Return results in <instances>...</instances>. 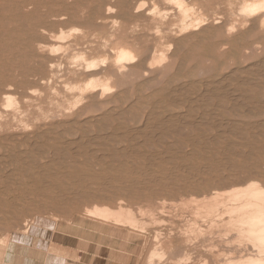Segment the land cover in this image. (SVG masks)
<instances>
[{
  "label": "rangeland",
  "instance_id": "rangeland-1",
  "mask_svg": "<svg viewBox=\"0 0 264 264\" xmlns=\"http://www.w3.org/2000/svg\"><path fill=\"white\" fill-rule=\"evenodd\" d=\"M168 1L169 0H122L121 3L117 5V8L115 9L114 13L110 15H106L105 9L104 8L99 9L98 7L101 4L108 5V3L111 2V0H101V1L100 0H40L39 2L41 3L40 11L42 14L49 13L50 15L51 14L62 15L66 13L74 14V12H78L80 13V15L83 14L81 15L83 16V18L80 19L79 17L81 16H79L78 17L79 19H74L71 21L68 20L67 23L65 22L62 24H55V23L49 24L45 28L46 30H44L43 32L42 29L36 32L37 36H40L39 40H35L37 42H34L33 40L32 41L27 40L26 37L24 36L25 34L23 33H19V34L7 33V35L6 34L0 35V78L3 81V82L0 81V88L13 87L15 84L18 85V89H16V87H13L15 89V93L13 94V97L16 99V104H17L16 117L17 119H19L20 121L24 122L29 126L28 127L29 130L26 131L24 134H21V136L18 135L15 136L14 131H11L9 133L6 132L0 133V156H1L0 157V203H2L0 210V264H147V260H148L147 257L148 254L151 253L150 251L161 248L157 246L159 244L158 242L159 239L156 238L158 233L160 234V239L162 241L165 238L169 237L170 235H171L170 238H175L179 233L178 229L180 227H183L185 222L184 220L190 217V214L188 212L187 214H185L186 215L185 217L187 218L180 219V217L179 218L177 217V210L178 207L180 206V204H178L179 202L185 199H191L195 197L198 199L199 198L202 199L203 197H210V194H212L213 192L214 193L225 192L235 187L245 186L247 183L250 182H257L260 183L261 185H264V132H263L264 125H262L264 124V103H262L264 101V95H263L264 78L261 77L262 79L261 80L258 78L259 76L257 75L254 76V75L246 74L245 72L250 67L248 65L249 63L243 62L241 59L234 58L231 55L225 57V59H223V63H220L219 65H215V63H213L212 60L211 61L208 60V58L203 62V64L200 61L191 62V54H192L191 45L193 44L192 42H189L190 45L189 46L187 45L186 48L185 47L181 48V50L178 53L177 52L175 53V51L173 50L169 52L168 56H171L175 60L176 65L172 70H170L167 73V75H161L159 73L156 75L151 74L146 79L141 78L137 81L125 82V85L122 86L121 88H116L117 84H115L116 79L114 78V82L112 83V85L113 87H115V91L112 95H110L111 97L110 99L113 100H111V102L108 105L104 107L103 105L91 106L90 101H86V102L83 101L78 107V109L74 112L75 114L74 116H70L69 114H66V110L69 108L70 105H71L70 107H72V104L75 102L74 99L78 96L79 93V91L72 92L73 90L71 89L72 90L71 91L69 87L74 88L73 86H77V85L82 86L88 81L84 76L81 75L75 77H71L68 75L67 72L68 63L73 62V57L75 56V54L83 56V58L88 60L94 58H108L110 59V61H112L115 57L116 50L120 47H124L132 50L136 56H141L148 48H151L153 50L155 46V44L153 43L154 38L152 36V31L150 29H153L156 26V23H158V26H160V30H161V36L159 37H165V39L162 40L164 46H156L157 49L155 50L158 51L167 50L171 44V39L170 37H168L170 36V34L166 32L168 27H171L170 29L176 31L177 33L176 36H178L179 38L181 37L179 35V32H177L179 30L180 25L182 24V23L180 24L179 22L182 19L181 17H183L181 16L182 14L180 12V8L177 9L180 4L182 5L184 4L183 6H185L189 10H190L189 7H191V11L189 12L187 17L188 19L183 17V19H185L188 22H193L199 18L206 19L213 12H217L219 17L221 18L223 17L222 19L225 22L232 20L231 22L236 21V23L239 24L244 22L245 20H250L246 16L240 15L242 12L239 11V9H242L243 7L242 5H244V3L247 1L257 2L259 0H228V1L227 0H183V1L172 0L171 1L170 0V2ZM144 3H146L145 6ZM240 5L242 7H239ZM127 6H129L128 9L129 14H127V16H125L124 18L122 16H119V12L121 13V11L126 9ZM138 6L140 8H142L143 6L144 7L140 9L138 8ZM153 9L155 10V12L153 11ZM137 10L141 12H138ZM147 10L149 11V13H147ZM14 12H15V8L13 7L11 8V13L13 14ZM152 13H154V17L156 18V20H154ZM158 14L159 15L161 14L160 17ZM151 18L153 19L151 20ZM255 19L257 18L255 17ZM2 20L6 21L5 17L2 16V13H0V21ZM49 20L51 19L49 18L48 21ZM5 23L7 29L15 30L14 24H12L9 21H6ZM72 28L73 31H70L72 30ZM77 30L78 32H76ZM61 32L64 34V37H66L65 41L48 39V37L50 36H56V35L61 36L62 34ZM200 32L201 31H190L186 34H183L182 37H185L187 35L192 36ZM14 33H16V31ZM60 36H56V37H60ZM67 36H70V38H67ZM203 40L205 39H201V40L199 39L198 41H203ZM39 42L43 43L45 47H47L45 53H39V51L37 50L36 46L38 45ZM52 44L54 48H56L57 46V48L59 49L57 52L59 53H57L56 51L55 52L57 54L55 52L53 55L52 53H49L51 48H53V47L50 48ZM260 44L261 45L264 44V39L261 41ZM151 53L147 56V59L144 61L143 69H147L144 66H147V64L150 62V59L152 57ZM44 55L46 57H44ZM37 61L39 63L36 64ZM53 63L57 66L55 69L56 77L52 81L50 78L52 77L51 76L52 73L50 71V64ZM233 72H234L233 77L235 78L231 77L230 80L229 76H232ZM236 72H238L239 76H237ZM107 75L110 76V74ZM228 78L230 80L229 82H227ZM41 79H48V81H51L50 85L43 86L41 84L42 81ZM220 79L223 81H221ZM247 79L248 80L252 79L251 82L253 81V83H257L256 85H259L260 88L254 86V88H252L251 91H249L250 93L249 92L246 93V95H248L246 97L249 98L246 99L242 98L243 100L238 99L239 101H236V99L240 95L236 89V87L239 84L238 82L241 81L243 82L246 81ZM192 81L197 82V84H195ZM211 81L212 82L218 81L217 83L222 82L223 83L222 86L223 87L226 86L225 89L223 88V90L232 93L229 94L227 98L226 97L215 98L213 103H207L206 100L204 102V99H206V97L204 98L206 91L205 84L208 85L210 84ZM198 82L201 84H199ZM64 85H66V87ZM182 85L184 86L183 89L181 87ZM230 88L233 89L230 90ZM254 89H256V91ZM172 90L173 92H171ZM184 90L188 91L186 95H184L185 93ZM189 91L191 92L193 91V92L190 93ZM174 95H176V97H174ZM200 97H203L204 99ZM170 99L173 100L175 99V100L171 101ZM197 99L200 102H197ZM2 100L3 97L0 96V112H1L0 118L6 119V117L9 114H13L14 108L3 107ZM169 101L173 102V104H171V102ZM175 102L177 105H175ZM180 102H182L183 105L178 104ZM250 102H252L253 104ZM256 102L257 103L259 102V104H257ZM217 103L220 104L222 107ZM211 105L216 107H213ZM244 105H247L248 107ZM198 107H200L201 110ZM223 107L226 108L224 109ZM58 111H60V113ZM226 111H228V114ZM181 112H183L182 113L183 115L181 114ZM212 112H214V114L215 113L218 114L213 115ZM234 113L235 114L238 113V114L235 115ZM59 114H62L64 116L54 119H47V118H51V116H57ZM152 114H156V115L152 116ZM206 114L208 116H206L205 118L206 120H204ZM209 114H211V116ZM122 115L123 117H121ZM169 115L175 120H179V117L180 120L182 119L186 120L187 117L184 118V116L188 115L187 120L188 122H190L189 120L192 118L191 119L192 123L187 122V125L185 126L179 125L181 133L178 132L180 133L178 135L176 134L177 132L173 131L176 128L174 124L168 125L165 129L162 128L157 131L155 130L156 131V133L154 132L155 134L157 133L158 135L162 134L158 140H156V138L147 140V138L145 139V137L141 135V131L145 129V127L147 126L145 122L149 123L152 121L151 118H153L157 122L161 120L164 122L163 123L161 121L159 122V124H165L166 120L171 119ZM9 117H11V115H9L8 118ZM96 119L97 121H95ZM144 119L145 120L148 119V120L145 121ZM193 120L195 121L193 122ZM227 120H229L228 122L230 123H227ZM204 121L205 122L207 121L206 124L204 123ZM221 121H223L222 122L223 124L224 123L228 124L231 127L225 124L223 125L222 123H220ZM259 121L260 122L262 121L261 124L259 123ZM77 122H79L80 124H78ZM211 122L213 125L211 124ZM200 123L201 125L202 124L204 125L201 126ZM238 124L240 125L241 128L243 127L245 129L238 128L239 126ZM140 125L141 126L143 125L144 127L143 126L141 127ZM112 126L114 128H112ZM219 126H221V128ZM226 126L228 127L229 130L227 129ZM250 126H253V128L255 126L256 127L254 129L253 128L251 129ZM127 127H129V129ZM194 127L195 130L193 129ZM199 127H201V130ZM206 127L207 129H209V132L206 129ZM124 128L127 129L125 130ZM197 129L199 130L197 131ZM129 130L131 132L130 134H129ZM184 130L187 135L184 133ZM225 130H227V133L222 134V132H226ZM234 130L235 132H231ZM168 131H170L169 134L167 133ZM190 131L192 133H190ZM257 131L259 132L257 133ZM110 133L115 136L111 135ZM182 133H184L185 136H183ZM249 133H251L252 135ZM132 134L133 135L135 134L136 139L139 137L140 140L139 139L136 140ZM168 135H170L171 137ZM112 136H113V142L111 140ZM130 136L134 137V139L132 137L130 138ZM39 137L42 139H40ZM123 138L125 139V141H123L124 140ZM241 138H243V140ZM74 139L77 140L78 142L75 141ZM200 139L203 141L201 142L203 144H199V146H197L198 144H195L194 142ZM86 140L90 141V143L88 144ZM64 141H66L67 143ZM73 141L76 143H74ZM71 142L73 143V145L71 144ZM79 142H81V144H79ZM85 143L88 145L89 148ZM102 143H104V145ZM130 143L136 145L132 147L131 146L132 144ZM137 143L138 144L141 143V144L138 145ZM168 143L170 145H168ZM171 143L174 147L171 146ZM34 144H36V146H38L40 149H37L38 147H34L33 146ZM106 144L107 145L111 144V146L110 145L107 146ZM41 145L43 147H41ZM83 145H86L87 148ZM70 146H72V148ZM178 146L180 147V150ZM234 146L236 148H233ZM196 147H199L200 150L199 148ZM74 148L76 149V151ZM34 149L36 152L34 151ZM41 149L42 152H40ZM113 149L114 150L117 149V150L114 151ZM233 149L235 150V152L232 151ZM77 150L78 153H76ZM236 150H238V152ZM242 150L244 152H242ZM123 151L127 152V154ZM88 152L91 153L87 154ZM98 152L100 154H98ZM113 152H115L116 154ZM231 152H233V155L237 159H239L238 163H240V165H246V166L252 165L251 167H254L255 169L249 170V168L245 167L243 171H239L238 173L236 172L231 173L229 171H226L224 172L225 173L224 175L221 174L220 176H212L213 178L210 176L208 178L209 181L207 182L209 183V185L207 186V188L204 189L202 188L203 192L198 194L197 192L190 191L187 188H189V186L195 187L197 185L203 187V185L201 184V182L203 181L201 180L192 182L193 184L191 183V185H189L188 181L186 180H180L179 182L181 181L183 182L177 184L179 186H175L172 188H164V186L161 185L163 179L164 181H166L174 177V179L177 178V180H179L181 174L184 175L183 172L177 170L178 169L177 167L179 166H190V165L211 163L215 159L216 160L214 162H218V161L220 162L223 158L227 157V153H231ZM79 154L80 156H78ZM94 155L96 159L94 158ZM111 155L112 157H110ZM121 155L124 156L125 158L124 160ZM63 156H66L67 159ZM113 156L115 157L114 158L115 160L120 162L115 161L113 159ZM118 157L120 158L119 160ZM102 158L104 159V161ZM174 158L176 159L174 160ZM68 159L70 160L69 162ZM154 161L157 163H155ZM168 161L171 162V165ZM172 161H173V165H175L176 167L172 165ZM58 163H60V165H58ZM226 175L228 178H226ZM87 176L91 178H87ZM97 176L99 178H97ZM153 178L155 179L154 182H153ZM150 179L152 180V182ZM232 179L234 180V182ZM111 180L114 181L112 182ZM224 180H225V184H224ZM75 182L77 184H75ZM129 183L133 185L135 184V186L130 185ZM104 185L106 186L104 187ZM107 187L110 189H107ZM117 187L119 188V190L117 189ZM100 189L103 191L99 192L101 191ZM73 190L78 194L73 193ZM157 190L159 191L156 192ZM80 193L82 194L80 195ZM86 193L88 194L86 195ZM89 193L92 194L91 196L93 197V199L89 195ZM128 194L129 196H127ZM156 194H158L159 197ZM74 195H78V197L80 196V198H77V196ZM120 200L123 202V204L120 206H123L124 208H131L136 218L139 220L142 219V216L139 217L140 209H145V208L152 209L153 207L154 212L155 211L156 212L155 214L154 213L152 214L154 215V217L155 215L157 216L155 217L156 219L153 218L155 220H153L152 222L151 221L152 218H151V220L149 221L148 220L149 218L147 217L148 215H145L146 217L140 220V221L144 220L143 222L147 223L148 227L150 226L151 228L149 227L147 231L141 232V231L133 230L129 227L119 226V225H114L112 223L104 222L98 218L89 216L86 212L87 210H91L96 206L101 207L102 205L104 207L117 209L119 207L118 205L120 204V203L117 204V202L118 201L120 202ZM162 201L164 203L165 202L167 203L164 204ZM159 203L160 204L162 203L161 205H167V206L161 207ZM172 203L174 204L176 203L175 204L176 207L173 206L174 204ZM155 206L156 208H154ZM136 207L137 208L141 207V208H139L138 210ZM170 207H172L173 210H170L172 209ZM165 208L166 209L170 208V209L165 210ZM159 209L161 210L164 209L169 213L167 214L163 212L162 214L161 210ZM175 209L176 211L173 214ZM165 214L167 215L165 216ZM171 214H173L172 215L173 217L171 216ZM141 215L143 214L141 213ZM174 215L176 217H174ZM154 221L158 223H156L155 225ZM24 222L26 223L25 225ZM149 222H152L154 224L150 225ZM160 222L162 223V225L160 224ZM118 234L120 235V239ZM226 240L227 239L224 240L220 239V241H222L221 244L225 245ZM174 241L175 242L173 243V247H175L176 244L178 243L176 239ZM210 242L217 244L215 242V238L214 239L209 238L207 244H209ZM165 250L166 252L169 253L171 249L166 248ZM222 258L223 257H220V259ZM222 260L225 261V258H223Z\"/></svg>",
  "mask_w": 264,
  "mask_h": 264
},
{
  "label": "bare ground",
  "instance_id": "bare-ground-1",
  "mask_svg": "<svg viewBox=\"0 0 264 264\" xmlns=\"http://www.w3.org/2000/svg\"><path fill=\"white\" fill-rule=\"evenodd\" d=\"M101 1V0H100ZM122 0H111L110 3H108V5L105 4H101L98 8L99 9H105V13L106 15H110L112 13L115 12V9L117 8V5L121 3ZM172 1V0H171ZM183 1V0H182ZM228 1V0H227ZM40 0H0V13H2V16L5 17L6 21L11 22L12 24L15 25L14 29L15 30H9L6 27V21L2 20L0 21V35L1 34H6L10 33V34H19V33H23L25 34L24 36L26 37L27 40L29 41H34L37 42L35 40H39L40 36H37L36 32L39 31L40 29H42V32L44 30H46L45 28L49 25V24H62V23H67L68 20H74V19H82L83 14L80 15V13L78 12H74V14H62V15H50L49 13L47 14H42L40 9H41V3H39ZM142 2V1H141ZM164 2V1H163ZM166 2V1H165ZM170 2V0L168 1ZM177 2V1H176ZM181 2V1H180ZM245 2V1H244ZM167 3V2H166ZM182 3V2H181ZM228 3V2H227ZM139 4V3H138ZM143 4V3H142ZM169 4V3H168ZM243 4V2H242ZM241 4V5H242ZM141 5V4H140ZM139 5V6H140ZM146 5V3H144V6ZM184 5V4H183ZM182 4L179 5V7L177 9L180 8V12H181V16H183L184 18L188 17L189 12L191 11V7L190 10L188 8H186L185 6H183ZM239 7H242V9H239V11H241L242 13L240 14L241 16H246L248 19L250 20H245L242 23L237 24L236 21L235 22H225L221 17H219L217 12H213L208 18L206 19H197L193 22H188L185 19H183V17H181L182 19L180 20V27L179 30L177 32H179V35L181 36L180 38L177 35L176 31L173 29H170L171 27H168L166 32L168 34H170V39H171V44L168 47L167 50H155L157 49L156 46H164V44L162 43V40L165 39V37H159L161 36V30H160V26H158V23H156V26L153 29H150L152 31V36L154 38V48L153 50L151 48H148L141 56H136L134 54V52L128 48H124V47H120L116 50V54L115 57L112 61H110V59L108 58H94L91 60L85 59L83 58V56L80 55H76L73 57V62H69L68 63V68H67V72L68 75L71 77H75V76H84L88 81L82 85V86H73L69 87V89L74 92V91H79L78 96L74 99V103L72 104V107L69 106V108L66 110V114H69L70 116H74V112L78 109V107L80 106V104L84 101H90L91 102V106L94 105H98V106H106L108 105L111 100L110 99V95H112L115 91V87H113L112 83L114 82V78L115 80V84H117L116 88H121L122 86L125 85V82H133V81H137L139 79H146L148 76H150L151 74H161V75H167V73L172 70L175 65L176 62L175 60L171 57L168 56L169 52H171L172 50L175 51V53L179 52L181 50V48L183 47H187V45L189 46L190 43L192 42L193 45H191V50H192V54H191V62H197L200 61L203 62L208 58V60H212L213 63H215V65H219L220 63H223V59H225V57H227L228 55L233 56L234 58H239L241 59L243 62L249 63L248 65L250 66L248 68V70L245 72L248 75H257L259 76L258 78L261 79L264 78V44L261 45V41L264 39V0H259L257 2H250L247 1L244 3V5ZM138 6V8H140ZM143 6V7H144ZM15 8V12L12 14L11 13V8ZM142 7V6H141ZM142 7V8H143ZM227 7V6H226ZM229 7V6H228ZM137 8V9H138ZM140 8V9H142ZM129 6L126 7V9L122 10L121 13L119 12V16H122L123 18L125 16H127V14H129ZM155 9V7H154ZM153 9V11L155 12V10ZM139 10V9H138ZM137 10V11H138ZM193 10V9H192ZM136 11V10H135ZM158 11V9H157ZM170 11V10H169ZM178 11V10H177ZM237 11V12H239ZM141 12V11H138ZM193 12V11H192ZM83 13V11H82ZM147 13H149V11L147 10ZM151 13V11H150ZM160 13V12H157ZM163 13V12H161ZM167 13V12H166ZM226 13V12H225ZM153 17H154V13ZM151 14V15H152ZM228 14V13H227ZM243 14V15H242ZM85 15V14H84ZM159 15V14H158ZM161 15V14H160ZM159 15V17H160ZM193 15V14H192ZM191 15V16H192ZM230 15V13H229ZM228 15V17H229ZM81 16V17H79ZM157 16V15H155ZM195 16V15H194ZM193 16V17H194ZM53 17V18H51ZM79 17V18H78ZM255 17L257 19H255ZM51 19L48 21V19ZM164 18V17H162ZM190 18V17H189ZM238 18V17H237ZM153 18H151L152 20ZM178 19V18H177ZM180 19V18H179ZM188 19V18H187ZM229 19V18H228ZM231 19V18H230ZM154 20H156V18L154 17ZM162 20V19H161ZM183 20V21H182ZM190 20V19H189ZM244 20V19H243ZM158 21V20H157ZM182 21V22H181ZM234 21V20H233ZM115 23V22H114ZM175 25V23H174ZM173 25V26H174ZM178 25V24H177ZM176 25V26H177ZM174 28V27H172ZM76 29V28H75ZM69 30V29H68ZM16 31V33H14ZM73 31V28L72 30ZM80 31V30H79ZM118 31V30H116ZM190 31H201L200 33L194 34L192 36H185L182 37L183 34H186ZM63 32V31H62ZM61 32V33H62ZM78 32V30L76 31ZM64 33V32H63ZM60 35H56V36H60V37H56V36H50L48 37L49 40H58V41H65L66 37H64V34ZM70 34V32H69ZM68 35V34H67ZM2 37V36H1ZM28 37V38H27ZM67 38H70V36H67ZM196 39H205L203 41H198ZM190 40V41H189ZM259 40V41H258ZM22 41V40H21ZM258 41V42H257ZM22 43V42H21ZM20 44V43H19ZM37 50L39 51V53H45L47 47H45V45L41 42L38 43V45L36 46ZM53 47V44L50 46V48ZM60 47V46H58ZM57 48V46H56ZM51 48L49 53H52V55L54 54V52L58 51L59 49L57 48ZM190 49V47H189ZM62 51V50H60ZM55 52V53H56ZM66 52V51H65ZM152 52V53H151ZM59 53V52H57ZM56 53V54H57ZM152 54V57L150 59V62L147 64L146 67L147 69H143V64L144 61L147 59V56L149 54ZM66 54V53H65ZM14 55V54H13ZM51 55V54H50ZM176 55V54H175ZM184 55V53H183ZM30 56V55H29ZM34 57V56H33ZM44 57H46L44 55ZM54 57V56H53ZM50 58V57H49ZM181 59V58H180ZM48 60V59H47ZM56 60V59H55ZM39 63L38 61L36 62V64ZM60 63V62H59ZM207 63V62H206ZM228 65V64H227ZM43 66V65H42ZM56 66L54 63L50 64V71L52 73V77L51 80L53 81L56 77ZM178 66V65H177ZM176 66V67H177ZM180 67V66H179ZM248 67V66H247ZM62 68V66H61ZM200 69V68H199ZM244 69V68H243ZM247 69V68H246ZM239 70V69H236ZM235 70V71H236ZM176 71V70H175ZM203 71V70H202ZM234 71V72H235ZM241 71V70H240ZM239 71V73H240ZM179 72V71H178ZM234 72L231 77L234 76ZM50 73V74H51ZM200 73V72H199ZM229 73V72H228ZM237 76H239L238 72ZM235 73V74H236ZM242 73V72H241ZM58 74V73H57ZM107 74H110L107 75ZM244 74V73H243ZM59 75V74H58ZM172 75V74H171ZM231 75V74H228ZM173 76V75H172ZM200 76V75H199ZM236 76V75H235ZM223 77V76H222ZM221 77V78H222ZM252 77V76H251ZM227 78V77H226ZM240 78V77H239ZM245 78V77H244ZM255 78V77H253ZM61 79V78H60ZM59 79V80H60ZM243 79V78H242ZM41 84L43 86H49L51 81H48V79H41ZM204 80V79H203ZM207 80V79H206ZM221 80V79H220ZM225 80V79H224ZM228 78V81H230ZM240 80V79H239ZM252 80V79H251ZM251 80H246V81H241L238 82V86L236 87L237 92H239V97L236 99V101H239L238 99H246L249 97H246L248 95H246L247 92L251 91L252 88L255 87H259V85H256L257 83H253V81L251 82ZM256 80V79H255ZM254 80V81H255ZM262 80V79H261ZM260 80V81H261ZM0 81H2V79L0 78ZM198 81V80H196ZM223 81V80H221ZM234 81V79H233ZM236 81V79H235ZM3 82V81H2ZM194 82V81H192ZM201 82V81H199ZM198 82V83H199ZM207 82V81H206ZM218 82V81H217ZM217 82H210V84L206 85L205 84V96L206 99H204V102L206 100L207 103H213V101L215 100V98H219V97H228L229 92L224 91L223 88L225 89V87H223V83H217ZM190 83V81H189ZM195 84H197V82H194ZM205 83V82H204ZM208 83V82H207ZM259 83V82H258ZM201 84V83H199ZM227 84V83H226ZM255 84V85H254ZM264 84V83H263ZM67 85V84H66ZM66 85H64L66 87ZM229 85V84H228ZM69 86V85H68ZM67 86V87H68ZM198 86V85H196ZM13 87H16V89H18V85L15 84ZM13 87H2L0 88V96L3 97V107L5 108H14V112L13 114H9L11 115V117L8 118V116L6 117V119L0 118V133L2 132H6L9 133L11 131L15 132V136H21V134H24L26 131H28V125L25 124L24 122L20 121L19 119H17V108H16V99L13 97V94L15 93V89ZM183 89V85L181 86ZM231 87V86H230ZM193 88V87H192ZM200 88V87H199ZM260 88V87H259ZM264 88V87H263ZM65 89V88H64ZM164 89V88H163ZM227 89V88H226ZM229 89V88H228ZM233 88H230V90ZM69 90V91H70ZM156 90V89H155ZM165 90V89H164ZM228 90V91H230ZM256 91V89H254ZM32 91V90H31ZM30 91V92H31ZM36 91V90H35ZM160 91V90H159ZM181 91V89H180ZM183 91V90H182ZM185 91V90H184ZM204 91V89H203ZM234 91V90H233ZM54 92V91H53ZM136 92V91H135ZM139 92V90H138ZM173 92V90L171 91ZM175 92V91H174ZM179 92V91H178ZM177 92V93H178ZM188 91H185L184 95H186ZM190 93H192L191 91H189ZM33 93V92H32ZM38 93V92H37ZM52 93V91H51ZM180 93V92H179ZM189 93V94H190ZM195 93V92H194ZM250 93V92H249ZM253 93V91H252ZM35 94V93H34ZM167 94V93H166ZM170 94V93H169ZM234 94V93H233ZM237 94V93H235ZM56 95V94H55ZM173 95V94H172ZM177 95V94H176ZM176 95H174V97H176ZM180 95V94H179ZM204 95V94H203ZM202 95V96H203ZM264 95V94H263ZM168 96V95H167ZM178 96V95H177ZM198 96V94H197ZM196 96V97H197ZM234 96V95H233ZM236 96V95H235ZM252 96V94H251ZM260 96V95H259ZM195 97V99H196ZM136 98V97H135ZM199 98V99H200ZM255 98V97H254ZM119 99V98H118ZM145 99V98H144ZM189 99V98H187ZM191 99V97H190ZM202 99V100H203ZM230 99V98H229ZM263 99V98H262ZM136 100V99H135ZM171 101L173 99H170ZM175 100V99H174ZM173 100V101H174ZM194 100V99H193ZM232 100V99H231ZM243 100V99H242ZM140 101V100H139ZM138 101V102H139ZM169 101V102H171ZM178 101V100H177ZM195 101V100H194ZM217 101V100H216ZM228 101V99H227ZM135 102V101H134ZM197 102L198 101L197 99ZM222 102V101H221ZM224 102V101H223ZM226 102V101H225ZM235 102V101H233ZM147 103V101H146ZM190 103V101H189ZM220 103V102H219ZM245 103V102H244ZM252 103V102H250ZM257 103V102H256ZM264 103V101L262 102ZM133 104V103H132ZM131 104V105H132ZM171 104H173V102H171ZM178 104H182V102L178 103ZM218 104V103H217ZM223 104V103H221ZM227 104V103H226ZM240 104V103H239ZM242 104V103H241ZM253 104V103H252ZM259 104V102L257 103ZM175 105L176 102H175ZM174 105V106H175ZM183 105V104H182ZM203 105V102H202ZM220 105V104H218ZM233 105V104H232ZM236 105V104H235ZM238 105V104H237ZM262 105V104H260ZM130 106V104H129ZM128 106V107H129ZM136 106V104H135ZM185 106V105H184ZM188 106V105H187ZM198 106V105H197ZM205 106V105H204ZM213 106V105H211ZM221 106V105H220ZM226 106V105H225ZM247 106V105H244ZM2 107V108H3ZM133 107V106H132ZM146 107V106H145ZM202 107V106H201ZM216 107V106H213ZM222 107V106H221ZM235 107V106H232ZM248 107V106H247ZM261 107V106H260ZM4 108V109H5ZM89 108V107H86ZM85 108V109H86ZM197 108V107H196ZM200 109V107H198ZM208 108V106H207ZM224 108V107H223ZM226 108V107H225ZM224 108V109H225ZM240 108V107H239ZM263 108V106H262ZM126 109V108H125ZM131 109V108H130ZM158 109V108H157ZM163 109V108H162ZM186 109V107H185ZM212 109V108H210ZM228 109V108H227ZM226 109V110H227ZM236 109V108H235ZM249 109V108H248ZM6 110V109H5ZM27 110V109H26ZM194 110V109H193ZM201 110V109H200ZM203 110V109H202ZM205 110V109H204ZM259 110V109H258ZM110 111V110H109ZM122 111V110H121ZM124 111V109H123ZM126 111V110H125ZM213 111V110H212ZM225 111V110H224ZM229 111V110H228ZM228 111L227 114H228ZM246 111V110H244ZM3 112V111H2ZM5 112V111H4ZM28 112V111H27ZM60 113V111H58ZM107 112V111H106ZM202 112V111H201ZM209 112V111H208ZM211 112V111H210ZM233 112V111H232ZM248 112V111H247ZM250 112V111H249ZM252 112V111H251ZM1 113V112H0ZM83 113V112H82ZM118 113V112H116ZM133 113V112H132ZM140 113V112H139ZM149 113V112H147ZM146 113V114H147ZM151 113V112H150ZM160 113V112H159ZM183 112H181L182 114ZM204 113V112H203ZM213 115H216L218 113L212 112ZM223 113V112H222ZM259 113V112H258ZM157 114V112H156ZM156 114H152V116L156 115ZM179 114V113H178ZM186 114V113H185ZM226 114V113H225ZM226 114V115H227ZM235 114V113H234ZM238 114V113H237ZM235 114V115H237ZM260 114V113H259ZM263 114V113H262ZM109 115V114H108ZM106 115V116H108ZM174 115V114H173ZM183 115V114H182ZM202 115V114H201ZM211 116V114H209ZM45 116V115H44ZM64 115L59 114L57 116H51V118H47V119H54V118H58V117H63ZM103 116V115H101ZM116 116V115H115ZM119 116V115H117ZM146 116V115H145ZM175 116V115H174ZM177 116V115H176ZM206 116H208L207 114L204 117V120H206ZM256 116V115H255ZM2 117V116H1ZM100 117V116H99ZM105 117V116H104ZM123 117V115L121 116ZM120 117V118H121ZM170 117V115H169ZM188 119V115L184 116V118ZM201 117V116H200ZM203 117V116H202ZM222 117V116H221ZM46 118V117H45ZM115 118V117H114ZM139 118V117H138ZM158 118V117H157ZM170 120H166L165 124H159V122L161 121H156L155 119L151 118L152 121L149 123H146L145 125V129H140L141 131V135L145 137V139L147 138V140L156 138V140L159 139V137H161V135L155 134L157 130H160L162 128H166L168 125H175L176 128L173 130L175 132H177L176 134H180V126H185L187 125L188 120L186 119H182L180 120H175L172 117H170ZM190 118V117H189ZM210 118V117H209ZM214 118V117H213ZM246 118V117H245ZM108 119V118H107ZM150 119V120H151ZM159 119V118H158ZM169 119V118H167ZM178 119V118H177ZM192 119V118H191ZM191 119L189 120L190 122L188 123H192ZM216 119V118H215ZM111 120V119H110ZM116 120V119H115ZM131 120V118H130ZM145 120V119H144ZM148 120V119H147ZM145 120V121H147ZM200 120V119H199ZM34 121V120H33ZM97 121V119L95 120ZM195 120H193L194 122ZM226 121V120H225ZM224 121V122H225ZM229 120H227V123ZM233 121V120H232ZM231 121V122H232ZM73 122V121H72ZM75 122V120H74ZM103 122V121H102ZM118 122V121H117ZM129 122V121H127ZM163 122V121H162ZM198 122V120H197ZM195 122V123H197ZM200 122V121H199ZM207 122V121H206ZM206 122L204 121V123L206 124ZM216 122V121H215ZM223 121H221L220 123H222ZM262 122V121H261ZM261 122L259 121V123L261 124ZM78 124H80L79 122H77ZM91 123V121H90ZM112 123V122H111ZM119 123V122H118ZM117 123V124H118ZM164 123V122H163ZM209 123V122H208ZM219 123V122H218ZM258 123V122H257ZM56 124V123H55ZM54 124V125H55ZM61 124V123H60ZM69 124V123H68ZM104 124V123H103ZM144 124V123H143ZM212 124V122H211ZM223 124V123H222ZM225 124V123H224ZM223 124V125H224ZM236 124V122H235ZM252 124V123H251ZM201 125V123H200ZM199 125V126H200ZM204 124H202L201 126H203ZM213 125V124H212ZM219 125V124H218ZM227 126H230L228 124H225ZM232 125V123H231ZM239 125V124H238ZM248 125V124H246ZM254 125V124H253ZM264 125V124H262ZM41 126V125H40ZM116 126V125H115ZM128 126V125H127ZM141 126V125H140ZM143 126V125H142ZM141 126V127H142ZM196 126V125H195ZM210 126V125H209ZM226 126V127H227ZM257 126V125H256ZM255 126V127H256ZM259 126V125H258ZM111 127V126H110ZM120 127V126H119ZM118 127V128H119ZM144 127V126H143ZM173 127V126H172ZM190 127V126H189ZM208 127V125H207ZM206 127V129H207ZM221 128V126H219ZM216 127V128H219ZM231 127V126H230ZM235 127V126H234ZM237 127V126H236ZM251 129L253 128V126H250ZM254 127V128H255ZM112 128H114L112 126ZM129 129V127H127ZM126 128V129H127ZM131 128V127H130ZM136 128V127H135ZM201 130V127H199ZM215 128V130H216ZM238 128H241L240 125L238 126ZM253 128V129H254ZM258 128V127H257ZM96 129V128H95ZM108 129V128H107ZM120 129V128H119ZM125 129V128H124ZM125 129V130H126ZM137 129V128H136ZM163 129V130H164ZM172 129V128H171ZM195 130V127L193 128ZM203 129V128H202ZM223 129V128H222ZM221 129V130H222ZM228 129V127H227ZM241 129H245V128H241ZM260 129V128H259ZM55 130V129H54ZM156 130V131H155ZM162 130V131H163ZM168 130V129H167ZM170 130V129H169ZM186 130V129H185ZM184 130V133L186 134ZM188 130V129H187ZM191 130V129H190ZM199 129H197L198 131ZM209 132V129H207ZM224 130V129H223ZM229 130V129H228ZM249 130V129H247ZM246 130V131H247ZM45 131V130H44ZM43 131V132H44ZM48 131V130H47ZM62 131V130H61ZM99 131V130H98ZM138 131V130H136ZM172 131V132H173ZM226 132H222V134L227 133V130H225ZM242 131V130H241ZM240 131V133H241ZM42 132V133H43ZM63 132V131H62ZM93 132V131H92ZM128 132V130H127ZM135 132V131H134ZM155 132V133H154ZM161 132V131H159ZM170 131H168L167 133L169 134ZM171 132V133H172ZM180 132V133H178ZM221 132V131H220ZM231 132H235L231 131ZM239 132V131H238ZM237 132V133H238ZM259 131H257L258 133ZM264 132V131H263ZM41 133V134H42ZM104 133V132H103ZM115 133V132H113ZM121 133V131H120ZM130 130H129V134H130ZM163 133V132H162ZM182 133L183 136H185V134ZM190 133H192L190 131ZM189 133V134H190ZM203 133V132H202ZM216 133V132H215ZM218 133V132H217ZM230 133V132H229ZM239 133V134H240ZM40 134V133H39ZM53 134V133H52ZM55 134V133H54ZM111 134V133H110ZM125 134V133H123ZM140 134V131H139ZM205 134V133H204ZM251 134V133H249ZM254 134V133H253ZM38 135V133H37ZM36 135V136H37ZM71 135V134H70ZM73 135V134H72ZM83 135V134H82ZM81 135V136H82ZM94 135V134H93ZM92 135V136H93ZM100 135V133H99ZM103 135V134H102ZM113 135V134H111ZM122 135V133H121ZM133 135V134H132ZM181 135V136H182ZM187 135V134H186ZM191 135V134H190ZM242 135V134H241ZM240 135V136H241ZM252 135V134H251ZM250 135V136H251ZM256 135V134H255ZM35 136V135H34ZM40 136V135H39ZM89 136V135H88ZM98 136V135H97ZM105 136V135H104ZM115 136V135H113ZM113 136H112V142H113ZM135 137V134L133 135ZM141 136V137H142ZM164 136V134H163ZM170 136V135H168ZM189 136V135H188ZM239 136V137H240ZM245 136V135H244ZM243 136V138H244ZM247 136V135H246ZM27 137V136H26ZM24 137V138H26ZM86 137V136H85ZM96 137V136H95ZM102 137V136H101ZM106 137V136H105ZM108 137V136H107ZM132 136H130L131 138ZM134 137H132L134 139ZM171 137V136H170ZM190 137V136H189ZM200 137V136H199ZM198 137V138H199ZM205 137V136H204ZM210 137V136H209ZM10 138V137H9ZM38 138V137H37ZM35 138V139H37ZM40 138V137H39ZM66 138V137H64ZM81 138V137H80ZM90 138V137H89ZM99 138V137H98ZM111 138V137H110ZM120 138V136H119ZM127 138V137H126ZM129 138V139H130ZM213 138V136H212ZM226 138V137H225ZM224 138V139H225ZM243 138H241L243 140ZM42 139V138H40ZM47 139V138H46ZM79 139V138H78ZM95 139V138H93ZM97 139V138H96ZM106 139V138H105ZM124 139V138H123ZM136 139V137H135ZM137 139L140 140V138L138 137ZM136 139V140H137ZM143 139V138H142ZM197 139V138H196ZM211 139V138H209ZM208 139V141H209ZM215 139V137H214ZM213 139V140H214ZM222 139V138H221ZM228 139V138H227ZM75 140V139H74ZM138 140V141H139ZM164 140V139H163ZM177 140V139H176ZM185 140V139H184ZM206 140V139H205ZM27 141V140H26ZM41 141V140H40ZM60 141V140H59ZM71 141V140H70ZM69 141V142H70ZM77 141V140H75ZM87 141V140H86ZM109 141V140H108ZM125 141V139L123 140ZM134 141V140H133ZM144 141V140H143ZM141 141V142H143ZM188 141V140H186ZM218 141V140H217ZM216 141V142H217ZM247 141V140H246ZM66 142V141H64ZM63 142V143H64ZM68 142V143H69ZM74 142V141H73ZM78 142V141H77ZM82 142V140H81ZM81 142H79V144H81ZM85 142V141H84ZM88 144L90 143V141H87ZM103 142V141H102ZM111 142V141H110ZM136 142V141H135ZM158 142V141H157ZM167 142V141H165ZM164 142V143H165ZM191 142V141H190ZM203 142L201 139L194 142L195 144H198L197 146H199V144H203L201 143ZM213 142V141H212ZM262 142V141H261ZM38 143V142H37ZM60 143V142H59ZM67 143V142H66ZM76 143V142H74ZM120 143V142H119ZM174 143V142H173ZM176 143V142H175ZM218 143V142H217ZM238 143V142H237ZM42 144V143H41ZM71 144L73 145V143L71 142ZM84 144V143H83ZM86 144V143H85ZM97 144V143H96ZM95 144V145H96ZM104 145V143H102ZM132 144V143H130ZM138 144V143H137ZM141 144V143H139ZM138 144V145H139ZM143 144V143H142ZM192 144V143H191ZM194 144V145H195ZM208 144V143H207ZM234 144V143H233ZM255 144V143H254ZM32 145V144H31ZM69 145V144H68ZM76 145V144H75ZM87 145V144H86ZM86 145H83L86 147ZM93 145V144H92ZM101 145V144H100ZM99 145V146H100ZM107 145V144H106ZM111 146V144H109ZM107 145V146H109ZM120 145V144H118ZM134 145L136 144H132L131 146L134 147ZM146 145V144H145ZM167 145V144H166ZM168 145H170L168 143ZM178 145V144H177ZM212 145V144H211ZM222 145V144H221ZM220 145V146H221ZM34 147H38L36 146V144L33 145ZM47 146V145H46ZM77 146V145H76ZM80 146V145H79ZM91 146V145H90ZM171 146L172 143H171ZM170 146V147H171ZM196 146V145H195ZM219 146V145H217ZM41 147H43L41 145ZM72 148V146H70ZM74 147V146H73ZM88 147V145H87ZM86 147V148H87ZM152 147V146H151ZM150 147V148H151ZM174 147V146H173ZM193 147V146H192ZM211 147V146H210ZM242 147V146H241ZM33 148V147H32ZM46 148V147H45ZM58 148V147H57ZM67 148V147H65ZM76 148V147H75ZM74 148V149H75ZM89 148V147H88ZM110 148V147H109ZM136 148V146H135ZM179 150L180 147L178 146ZM184 148V147H183ZM181 148V149H183ZM199 148V147H196ZM204 148V147H203ZM227 148V146H226ZM233 148H236L235 146ZM243 148V147H242ZM37 149H40L39 147ZM36 149V150H37ZM80 149V148H79ZM127 149V148H126ZM165 149V148H163ZM173 149V148H172ZM176 149V148H175ZM213 149V148H212ZM97 150V149H94ZM114 150V149H113ZM117 150V149H115ZM114 150V151H115ZM121 150V149H119ZM132 150V149H130ZM135 150V149H134ZM133 150V151H134ZM169 150V149H168ZM194 150V149H192ZM200 150V148H199ZM207 150V149H206ZM211 150V149H210ZM214 150V149H213ZM227 150V149H226ZM249 150V149H248ZM254 150V149H253ZM35 151V149H34ZM39 151V150H38ZM52 151V150H51ZM76 151V149H75ZM91 151V150H89ZM132 151V152H133ZM165 151V150H164ZM171 151V150H170ZM169 151V152H170ZM175 151V150H172ZM203 151V150H202ZM225 151V150H224ZM232 151L235 152V150L233 149ZM238 152V150H236ZM24 152V151H23ZM36 152V151H35ZM40 152H42V149L40 150ZM50 152V151H49ZM56 152V151H55ZM54 152V153H55ZM61 152V151H60ZM64 152V151H63ZM69 152V151H68ZM80 152V151H79ZM93 152V150H92ZM117 152V151H116ZM125 152V151H123ZM139 152V151H138ZM142 152V151H141ZM207 152V151H206ZM222 152V151H221ZM227 152V151H226ZM242 152H244L242 150ZM33 153V152H32ZM67 153V152H66ZM78 153V150L77 152ZM84 153V152H83ZM91 153V152H90ZM89 152L87 154H90ZM115 153V152H113ZM127 154V152H125ZM134 153V152H133ZM140 153V152H139ZM138 153V155H139ZM144 153V152H143ZM147 153V152H145ZM155 153V152H154ZM164 153V152H163ZM168 153V152H167ZM178 153V151H177ZM210 153V152H209ZM41 154V153H38ZM51 154V153H50ZM68 154V153H67ZM66 154V155H67ZM70 154V153H69ZM82 154V153H80ZM80 154L78 156H80ZM98 154H100L98 152ZM102 154V153H101ZM116 154V153H115ZM121 154V152H120ZM131 154V153H130ZM170 154V153H169ZM176 154V153H175ZM238 154V153H236ZM247 154V153H244ZM16 155V154H15ZM58 155V154H57ZM62 155V154H61ZM75 155V154H74ZM97 155V154H96ZM142 155V154H141ZM140 155V156H141ZM162 155V154H161ZM164 155V154H163ZM256 155V154H255ZM91 156V155H90ZM109 156V155H108ZM115 156V155H114ZM113 156V159L115 158ZM122 156V155H121ZM144 156V155H143ZM174 156V155H173ZM185 156V154H184ZM191 156V155H190ZM1 157V156H0ZM13 157V156H12ZM15 157V156H14ZM23 157V156H20ZM52 157V156H51ZM58 157V156H57ZM62 157V156H61ZM66 158V156H63ZM106 157V155H105ZM112 157V155L110 156ZM109 157V159H110ZM123 160L125 159L124 156ZM195 157V156H194ZM59 158V157H58ZM95 158V155H94ZM133 158V157H132ZM156 158V157H155ZM169 158V157H167ZM207 158V157H205ZM25 159V158H24ZM62 159V158H61ZM67 159V158H66ZM96 159V158H95ZM99 159V158H98ZM103 159V158H102ZM117 159V158H116ZM120 158L118 157V160ZM151 159V157H150ZM166 159V158H164ZM176 158H174L175 160ZM180 159V158H179ZM222 159V158H221ZM245 159V158H244ZM259 159V158H258ZM3 160V159H2ZM92 160V159H91ZM115 160V159H114ZM153 160V159H152ZM173 160V161H174ZM205 160V159H204ZM216 160V159H215ZM214 160V161H215ZM252 160V159H251ZM55 161V160H54ZM70 160L68 159V162ZM104 161V159H103ZM117 161V160H115ZM173 161H172V165H173ZM179 161V160H178ZM211 162V163H205V164H200V165H190V166H179L177 167L180 172H183V174H181L179 180H177V178L174 179L171 178L170 180H166L162 181V184L164 186V188H172L175 186H179L177 184L182 183L183 181L179 182L180 180H186L188 181L189 185H191L192 182H196L198 180H201L203 182H201V184L203 185V187L197 185L195 187H191L189 186V188H187L190 191H194L198 193H202L204 188H207V186L209 185V183H207L209 180L208 178L211 176H220L221 174H225L224 172L229 171V172H236L238 173L239 171H243L246 168L250 169H255L254 167L251 166H246V165H240L239 159H237L234 155L233 152L231 153H227V157L223 158L220 162ZM31 162V161H30ZM49 162V161H48ZM65 162V161H64ZM94 162V161H93ZM111 162V161H109ZM120 162V161H117ZM142 162V161H141ZM152 162V161H150ZM149 162V163H150ZM155 162V161H154ZM171 165V162L168 161ZM258 162V161H255ZM14 163V162H13ZM36 163V161H35ZM38 163V161H37ZM50 163V162H49ZM66 163V162H65ZM71 163V162H70ZM97 163V162H95ZM107 163V162H106ZM114 163V162H113ZM138 163V162H136ZM148 163V165H149ZM157 163V162H155ZM261 163V161H260ZM58 165H60V163H58ZM68 165V163H67ZM180 165V163H179ZM249 165V163H248ZM125 166V165H124ZM134 166V165H132ZM151 166V165H150ZM156 166V165H155ZM175 166V165H173ZM72 167V166H71ZM95 167V166H93ZM116 167V166H115ZM123 167V166H122ZM136 167V166H135ZM176 167V166H175ZM156 168V167H155ZM258 168V167H257ZM256 168V169H257ZM263 168V167H262ZM77 169V167H76ZM75 169V170H76ZM43 170V169H42ZM97 170V169H96ZM175 170V169H174ZM57 171V170H56ZM108 171V170H107ZM136 171V170H134ZM150 171V170H149ZM263 171V170H261ZM132 172V171H131ZM177 172V171H176ZM9 173V172H8ZM42 173V172H40ZM149 173V172H146ZM145 173V174H146ZM151 173V172H150ZM10 174V173H9ZM44 174V173H43ZM135 174V173H134ZM241 174V173H240ZM41 175V174H40ZM133 175V174H132ZM139 175V173H138ZM144 175V174H143ZM151 175V174H150ZM25 176V175H24ZM42 176V175H41ZM60 176V175H59ZM89 176V175H88ZM87 178H91L88 177ZM142 176V175H141ZM242 176V175H241ZM246 176V175H245ZM244 176V177H245ZM252 176V175H251ZM5 177V176H4ZM83 177V176H82ZM85 177V176H84ZM243 177V176H242ZM260 177V176H259ZM42 178V177H41ZM50 178V177H49ZM80 178V177H79ZM97 178H99L97 176ZM145 178V177H144ZM161 178V177H160ZM169 178V177H168ZM213 178V177H212ZM226 178L227 175H226ZM225 178V179H226ZM3 179V178H2ZM25 179V178H24ZM96 179V177H95ZM123 179V178H121ZM120 179V180H121ZM157 179V178H156ZM236 179V178H234ZM102 180V179H101ZM151 180V179H150ZM154 178H153V182H154ZM233 180V179H232ZM23 181V180H22ZM105 181V180H104ZM112 181V180H111ZM114 181V180H113ZM112 181V182H113ZM158 181V180H157ZM168 181V182H167ZM231 181V179H230ZM65 182V181H64ZM78 182V181H77ZM109 182V181H108ZM152 182V180H151ZM234 182V180H233ZM82 183V182H81ZM80 183V184H81ZM107 183V181H106ZM118 183V182H117ZM135 183V181H134ZM138 183V182H137ZM157 183V182H156ZM187 183V184H188ZM239 183V182H238ZM32 184V183H31ZM75 184H77L75 182ZM130 184V183H129ZM186 184V185H187ZM193 184V183H192ZM216 184V183H215ZM224 184H225V180H224ZM241 184V183H240ZM46 185V184H45ZM90 185V184H88ZM87 185V186H88ZM119 185V184H118ZM123 185V184H122ZM133 185V184H130ZM145 185V184H144ZM103 186V184H102ZM106 185H104L105 187ZM110 186V185H109ZM108 186V187H109ZM135 186V184L133 185ZM162 186V187H163ZM235 186V185H234ZM94 187V186H93ZM107 189H110L108 188ZM129 187V186H128ZM217 187V186H216ZM222 187V186H221ZM232 187V186H231ZM113 188V187H112ZM115 188V187H114ZM132 188V187H131ZM182 188V187H181ZM203 188V189H202ZM209 188V187H208ZM224 188V186H223ZM26 189V188H25ZM57 189V188H56ZM117 189L119 190V188L117 187ZM144 189V188H143ZM142 189V190H143ZM211 189V188H210ZM62 190V189H61ZM95 190V189H94ZM101 190V189H100ZM116 190V189H113ZM131 190V189H130ZM139 190V189H138ZM141 190V189H140ZM209 190V189H208ZM70 191V190H69ZM68 191V192H69ZM103 190L99 191L102 192ZM154 191V190H153ZM159 190H157L156 192H158ZM213 191V190H212ZM36 192V191H35ZM81 192V191H80ZM151 192V191H150ZM161 192V191H160ZM61 193V192H59ZM73 193L78 194L77 192H75L73 190ZM105 193V192H103ZM107 193V192H106ZM128 193V191H127ZM154 193V192H153ZM214 193V192H213ZM210 194V197H203L201 198H191V199H185L182 200L181 202H179L178 204H180V206L178 207L177 210V217L180 219H184L187 218L185 217L187 214V212L190 214V219H186L184 220V225L183 227H180L178 229L179 233L177 234V236L175 238H170L171 235L167 238H165L163 241L160 239V234L158 233L157 235V239L159 244L157 245L158 247H161L160 249H154L152 251H150L151 253L148 254L147 257V264H264V185H261L260 183L257 182H250L247 183L245 186H241V187H235L232 188L228 191L225 192H215L214 194ZM70 194V193H69ZM82 193H80L81 195ZM88 193H86L87 195ZM131 194V193H130ZM26 195V194H25ZM37 195V194H36ZM42 195V194H40ZM39 195V196H40ZM83 195V196H86ZM89 195L91 196L92 194L89 193ZM158 196V194H156ZM67 196V195H66ZM71 196V195H70ZM73 196V195H72ZM77 196V198H80V196L78 197V195H74ZM114 196V194H113ZM129 196V194L127 195ZM131 196V195H130ZM163 196V195H162ZM88 197V196H87ZM92 197V196H91ZM90 197V198H91ZM137 197V196H136ZM159 197V196H158ZM178 197V196H177ZM192 197V196H191ZM39 198V197H37ZM56 198V197H55ZM140 198V196H139ZM179 198V197H178ZM93 199V197H92ZM106 199V198H105ZM41 200V199H40ZM66 200V199H65ZM64 200V201H65ZM82 200V199H81ZM97 200V199H96ZM180 200V199H179ZM164 201V200H163ZM162 201V202H163ZM36 202V201H35ZM81 203V202H80ZM120 203V204H119ZM158 203V202H156ZM164 203V202H163ZM167 202H165L164 204H166ZM75 204V203H74ZM82 204V203H81ZM117 204H119L117 209H112L110 207H104L103 205L101 207H94L91 210H87V214L91 217L94 218H98L104 222H108V223H112L114 225H119V226H125V227H129L133 230H137V231H147V229L150 227H148L147 223H144L143 221H140L142 219H144V217H146L145 215H148L147 218L149 221L152 218V222L153 220H155L157 217L155 215L152 214L154 212L153 207L152 209H140V214L139 217L142 216V219H137L133 210L131 208H124L123 206H120L123 204V202L120 200V202L118 201ZM129 204V203H128ZM148 204V203H147ZM162 204V203H161ZM159 203V205H161ZM174 204V203H172ZM171 204V206H172ZM176 204V203H175ZM175 204L173 206H175ZM145 205V204H144ZM157 205V206H159ZM1 206L2 203H0V210H1ZM40 206V205H39ZM92 206V205H91ZM167 206V205H161V207ZM60 207V206H59ZM176 207V206H175ZM41 208V207H39ZM73 208V207H72ZM85 208V207H84ZM137 208V207H136ZM138 207L137 209L139 210ZM148 208V207H147ZM156 208V206L154 207ZM172 208V207H170ZM170 208H165V210H168ZM40 210V209H39ZM53 210V209H52ZM153 210V211H152ZM161 210V209H159ZM164 209L161 210L162 214L163 212L165 213H169L168 211H165ZM170 210H173L170 209ZM3 211V210H2ZM56 211V210H55ZM158 211V210H157ZM176 209L174 210L173 214L175 213ZM85 212V211H84ZM85 212V213H86ZM137 212V213H138ZM141 213L143 215H141ZM158 213V212H157ZM6 214V213H5ZM161 214V215H162ZM165 214V216L167 215ZM171 214V216L173 215ZM21 215V214H20ZM160 215V214H158ZM189 216V215H188ZM21 217V216H20ZM173 217V216H172ZM174 217H176L174 215ZM17 218V217H15ZM155 218V219H153ZM170 218V217H169ZM20 219V218H19ZM174 219V218H173ZM17 220V219H15ZM177 220V219H176ZM21 222V221H20ZM152 222H149L150 225L154 224ZM155 222V221H154ZM158 222H155V225ZM169 223V222H168ZM26 223L24 222V225ZM160 224L162 225V223L160 222ZM11 225V224H10ZM101 225V224H100ZM160 225V226H161ZM181 225V224H180ZM96 226V225H95ZM154 226V225H153ZM165 226V225H164ZM29 227V226H28ZM155 227V226H154ZM27 228V227H26ZM151 228V227H150ZM157 228V227H156ZM163 228V227H162ZM171 228V226H170ZM99 229V228H98ZM155 229V228H154ZM118 230V229H117ZM109 231V230H108ZM19 232V231H18ZM120 232V231H119ZM118 232V233H119ZM123 232V231H122ZM112 233V232H111ZM164 233V232H163ZM171 233V232H170ZM12 234V233H11ZM125 234V233H124ZM162 234V233H161ZM169 234V233H168ZM119 235V234H118ZM143 235V234H142ZM112 236V235H111ZM110 236V237H111ZM131 236V235H130ZM136 236V235H135ZM156 236V235H155ZM123 237V236H122ZM214 239L215 238V243L210 242L209 244H207L208 239L209 238ZM107 238V237H106ZM114 238V237H113ZM135 238V237H134ZM119 239H120V235H119ZM122 239V238H121ZM136 239V238H135ZM176 239V241H178V243L176 244L175 247H173V243L175 242L174 240ZM220 239L224 240L227 239L225 242V245H222L220 241ZM127 240V239H126ZM129 240V239H128ZM155 240V238H154ZM153 240V241H154ZM122 241V240H121ZM129 242V241H128ZM156 242V241H155ZM180 242V244H179ZM111 243V242H110ZM120 243V242H119ZM134 244V243H133ZM221 244V245H219ZM103 245V244H102ZM136 245V243H135ZM154 247V246H153ZM101 248V247H100ZM99 248V249H100ZM140 248V247H139ZM171 249L170 250V254L168 252H166L165 249ZM122 250V249H121ZM132 250V249H131ZM164 250V251H163ZM134 251V249H133ZM111 252V251H110ZM121 252V251H120ZM123 253V252H122ZM130 253V252H129ZM64 254V253H63ZM62 254V255H63ZM116 254V253H115ZM61 255V256H62ZM126 255V254H125ZM166 256V257H165ZM66 257V256H65ZM128 257V256H127ZM220 257L225 258V261H223L222 259H220ZM80 260V259H79ZM223 262H222V261Z\"/></svg>",
  "mask_w": 264,
  "mask_h": 264
}]
</instances>
